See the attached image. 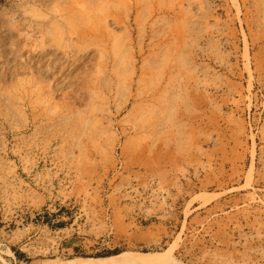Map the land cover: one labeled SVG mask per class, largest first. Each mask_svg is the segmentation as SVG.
I'll return each mask as SVG.
<instances>
[{
	"label": "rangeland",
	"instance_id": "rangeland-1",
	"mask_svg": "<svg viewBox=\"0 0 264 264\" xmlns=\"http://www.w3.org/2000/svg\"><path fill=\"white\" fill-rule=\"evenodd\" d=\"M78 258L264 264V0H0V264Z\"/></svg>",
	"mask_w": 264,
	"mask_h": 264
},
{
	"label": "bare ground",
	"instance_id": "bare-ground-1",
	"mask_svg": "<svg viewBox=\"0 0 264 264\" xmlns=\"http://www.w3.org/2000/svg\"><path fill=\"white\" fill-rule=\"evenodd\" d=\"M108 258H96V259H85V258H78L77 260H70V261H67V262H54V263H51V264H104V261L107 260ZM139 258L137 257H134V258H131V260L133 262H137L139 261L138 260ZM137 260V261H136ZM154 264H164L163 261H160V260H157Z\"/></svg>",
	"mask_w": 264,
	"mask_h": 264
},
{
	"label": "trees",
	"instance_id": "trees-1",
	"mask_svg": "<svg viewBox=\"0 0 264 264\" xmlns=\"http://www.w3.org/2000/svg\"><path fill=\"white\" fill-rule=\"evenodd\" d=\"M116 253H118V252H114V253H109V252H106V253H104V255H97V256H101V257H108L107 255H109V256H112L111 254H114V255H116Z\"/></svg>",
	"mask_w": 264,
	"mask_h": 264
}]
</instances>
